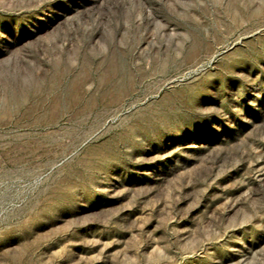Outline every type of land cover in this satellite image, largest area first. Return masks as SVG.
I'll use <instances>...</instances> for the list:
<instances>
[{"label":"rangeland","instance_id":"obj_1","mask_svg":"<svg viewBox=\"0 0 264 264\" xmlns=\"http://www.w3.org/2000/svg\"><path fill=\"white\" fill-rule=\"evenodd\" d=\"M0 264H264V0H0Z\"/></svg>","mask_w":264,"mask_h":264}]
</instances>
